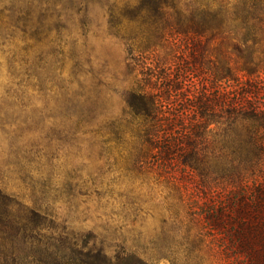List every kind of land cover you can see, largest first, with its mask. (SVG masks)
<instances>
[{
  "label": "trees",
  "instance_id": "1",
  "mask_svg": "<svg viewBox=\"0 0 264 264\" xmlns=\"http://www.w3.org/2000/svg\"><path fill=\"white\" fill-rule=\"evenodd\" d=\"M51 3L56 0H28L26 25L34 15L46 16ZM109 15L116 33L127 26L121 20L142 29L141 44L126 38L139 52L166 40L165 33L189 40L194 56L202 42H214L210 86L185 98L179 63L174 70L160 59L136 64L125 98L129 167L157 172L170 188L168 208H180L170 232L183 245L201 244L209 231L228 260L264 264V0H124L117 11L112 3ZM178 168L190 176L191 192L176 180ZM205 190L209 197L201 196ZM17 205L0 187V264L178 261L169 246L147 254L137 235L83 233L42 208H10Z\"/></svg>",
  "mask_w": 264,
  "mask_h": 264
},
{
  "label": "rangeland",
  "instance_id": "2",
  "mask_svg": "<svg viewBox=\"0 0 264 264\" xmlns=\"http://www.w3.org/2000/svg\"><path fill=\"white\" fill-rule=\"evenodd\" d=\"M27 2L0 0V187L20 203L10 208H42L83 233L137 235L147 254L156 246L177 252L175 264H237L209 231L196 246L173 236L180 208H168L170 188L157 172L131 171L126 144L136 64L160 59L174 70L179 63L185 98L210 86L214 42H202L194 56L189 40L165 33L139 52L126 38L141 44L142 29L121 20L127 26L116 33L109 24L110 5L117 11L124 0H56L26 25ZM175 173L191 192L190 176Z\"/></svg>",
  "mask_w": 264,
  "mask_h": 264
}]
</instances>
